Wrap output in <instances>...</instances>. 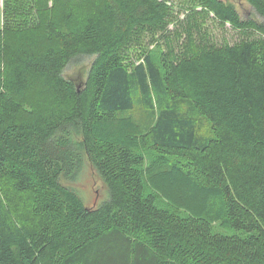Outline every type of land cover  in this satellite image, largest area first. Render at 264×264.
Instances as JSON below:
<instances>
[{
  "label": "trees",
  "instance_id": "obj_1",
  "mask_svg": "<svg viewBox=\"0 0 264 264\" xmlns=\"http://www.w3.org/2000/svg\"><path fill=\"white\" fill-rule=\"evenodd\" d=\"M242 1L260 22L203 0L251 41L163 36L165 50L131 68L125 43L167 29L162 1L88 0L68 26L39 10L53 44L0 30V264H264V0ZM81 56L93 61L78 88L63 72ZM36 88L49 103L27 109ZM136 106L150 123L126 120ZM87 166L107 191L95 207L67 186ZM161 176L184 183L178 197Z\"/></svg>",
  "mask_w": 264,
  "mask_h": 264
},
{
  "label": "rangeland",
  "instance_id": "obj_2",
  "mask_svg": "<svg viewBox=\"0 0 264 264\" xmlns=\"http://www.w3.org/2000/svg\"><path fill=\"white\" fill-rule=\"evenodd\" d=\"M159 1H162L170 12L167 29L164 33L156 35L142 32L132 41L126 42L124 64L128 68L140 62L145 54L158 57L165 50L163 36L169 37L178 46L183 45L190 38L197 39L201 36L205 37L206 44L210 47H219L225 43L233 45L242 41L252 40L249 35L238 31L230 23L221 22L203 0ZM223 1L232 4L242 20L261 21V18L246 2L242 0ZM87 5L88 0H0V30L7 38L18 37L24 32H33L36 35L41 34L44 26H42V14L40 16L39 10H42V13L44 11L47 12L46 20H52L58 26H61V24L68 26L70 22H66V16L74 17V20L81 19L85 11L83 8ZM40 40L46 43H54L45 34ZM92 61L93 57L90 56H81L74 59L65 68L63 76L72 80L76 87L81 88L86 80ZM0 69L4 73L3 63L0 65ZM21 101L25 108L39 110L49 103V95L40 88H36L28 97ZM123 116L129 123L136 124L139 127L150 123L154 115L147 109L136 106ZM201 133L203 135L208 133V124L205 120H203ZM138 150L145 155L146 164L154 157L152 151L147 148H139ZM155 182L158 188L163 189L167 194H173L175 198L178 197L177 192L181 193L184 190V185H182L184 183H180L177 180L171 183L165 176L157 178ZM67 186L78 195L87 207H95L107 195L101 179L90 166L84 169L76 182H68ZM148 189L150 188L148 187ZM199 189H197L198 192ZM187 198H189V195ZM156 202L158 206L167 208L180 215L187 214L186 210L171 205L160 194H158ZM211 226L214 231L227 233L217 222Z\"/></svg>",
  "mask_w": 264,
  "mask_h": 264
}]
</instances>
